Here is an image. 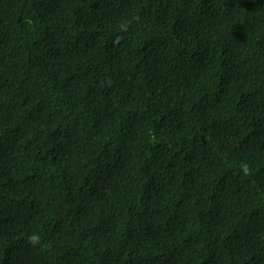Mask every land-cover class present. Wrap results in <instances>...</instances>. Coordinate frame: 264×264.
<instances>
[{"label": "trees", "instance_id": "trees-1", "mask_svg": "<svg viewBox=\"0 0 264 264\" xmlns=\"http://www.w3.org/2000/svg\"><path fill=\"white\" fill-rule=\"evenodd\" d=\"M0 264H264V0H0Z\"/></svg>", "mask_w": 264, "mask_h": 264}, {"label": "clouds", "instance_id": "clouds-1", "mask_svg": "<svg viewBox=\"0 0 264 264\" xmlns=\"http://www.w3.org/2000/svg\"><path fill=\"white\" fill-rule=\"evenodd\" d=\"M121 27L123 28V27H125V25H121ZM28 239H29V240L32 242V244H34V245L40 242V237H39V235H38V234H35V233L31 234V235L28 237Z\"/></svg>", "mask_w": 264, "mask_h": 264}]
</instances>
